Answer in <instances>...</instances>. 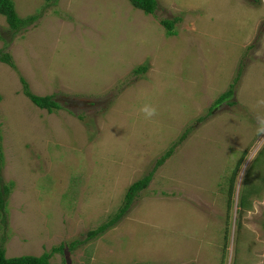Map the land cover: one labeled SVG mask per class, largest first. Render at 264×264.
Wrapping results in <instances>:
<instances>
[{
    "label": "rangeland",
    "instance_id": "374dc122",
    "mask_svg": "<svg viewBox=\"0 0 264 264\" xmlns=\"http://www.w3.org/2000/svg\"><path fill=\"white\" fill-rule=\"evenodd\" d=\"M14 1L35 20L14 33L0 15L16 66L0 62L6 257L62 245L51 264H264V0H158L155 15L129 0ZM176 18L169 36L160 20ZM22 77L61 108H37ZM153 170L119 224L70 249Z\"/></svg>",
    "mask_w": 264,
    "mask_h": 264
},
{
    "label": "trees",
    "instance_id": "16d2710c",
    "mask_svg": "<svg viewBox=\"0 0 264 264\" xmlns=\"http://www.w3.org/2000/svg\"><path fill=\"white\" fill-rule=\"evenodd\" d=\"M48 2V5L56 4L58 0H45ZM130 3L135 7L148 15H155L156 10L158 8V0H129ZM0 15L5 17L8 28L14 32L19 33L21 30H23L26 26L29 24H32L35 20L34 17H27L22 18L16 9V4L14 0H0ZM179 21L178 18L170 20V19H164L160 20L161 25L166 29L167 34L169 36H173L176 34L175 31V25ZM0 39H3L0 33ZM0 62L8 64L12 68H16L14 60L9 53L0 52ZM242 70V69H241ZM241 70L239 71L241 73ZM148 71V65H141L138 68L134 70L135 74H144ZM240 74L238 75L239 78ZM21 82L23 84V91L26 97L29 98V100L39 109L47 110L48 113L55 112L56 109H60L61 105L55 100L54 96H39L33 91H31L30 86L28 82L25 80V78H21ZM233 96V85L229 88V90L225 93H223L215 102V106L212 107V110L216 106H220L224 102H227L231 99ZM1 100V97H0ZM201 121V119H199ZM189 131L184 133L182 137L180 138L179 142L176 144L178 145L180 142L186 139L188 136ZM1 136H0V210L4 209L3 203L5 202V199L11 191L10 185H2L1 184V174H2V166L4 161V153L1 143ZM175 145V146H176ZM174 147L167 151L162 159H160L157 163V166L159 167L161 164L164 163V161L169 158L173 153ZM239 164V163H238ZM239 166V165H238ZM155 174V170L150 172L148 175L144 176L142 179L136 181L133 183L126 191L123 203L121 207L118 209V211L110 216L108 220L101 224L98 229L91 231L87 237V239L83 241H74L70 243V249L75 250L78 245L86 243L87 241L95 238L96 236H100L107 232L109 229L115 227L119 222L122 220V218L127 214L129 209L133 206L134 201L139 196V194L146 190L150 183L153 180ZM234 179V178H233ZM234 183V180L232 181V184ZM14 184V183H13ZM228 201L230 203V198H228ZM4 220V217H3ZM241 225V223H240ZM63 247L62 245L59 248H54L52 252L45 253L39 257L36 256H21V257H14V258H8L6 257V250L5 248L0 245V264H51L50 260L54 253L56 252H62Z\"/></svg>",
    "mask_w": 264,
    "mask_h": 264
},
{
    "label": "clouds",
    "instance_id": "9594fccd",
    "mask_svg": "<svg viewBox=\"0 0 264 264\" xmlns=\"http://www.w3.org/2000/svg\"><path fill=\"white\" fill-rule=\"evenodd\" d=\"M257 104L264 105V99L258 100ZM140 111L144 114L145 118L149 120H151L152 118L158 115L157 108L150 104L143 105ZM256 120H257V128H256L257 135L262 139H264V116H257Z\"/></svg>",
    "mask_w": 264,
    "mask_h": 264
}]
</instances>
